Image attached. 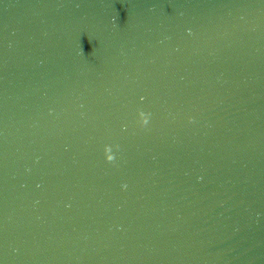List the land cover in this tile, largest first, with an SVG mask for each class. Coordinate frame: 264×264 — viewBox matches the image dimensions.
I'll use <instances>...</instances> for the list:
<instances>
[{
	"label": "water",
	"instance_id": "1",
	"mask_svg": "<svg viewBox=\"0 0 264 264\" xmlns=\"http://www.w3.org/2000/svg\"><path fill=\"white\" fill-rule=\"evenodd\" d=\"M0 264H264V0H0Z\"/></svg>",
	"mask_w": 264,
	"mask_h": 264
},
{
	"label": "clouds",
	"instance_id": "2",
	"mask_svg": "<svg viewBox=\"0 0 264 264\" xmlns=\"http://www.w3.org/2000/svg\"><path fill=\"white\" fill-rule=\"evenodd\" d=\"M144 123H147V121L145 120ZM109 159H111V157H109Z\"/></svg>",
	"mask_w": 264,
	"mask_h": 264
}]
</instances>
